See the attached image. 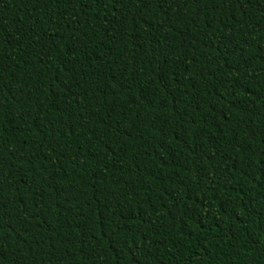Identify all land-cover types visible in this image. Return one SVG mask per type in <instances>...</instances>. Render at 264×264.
<instances>
[{"label": "trees", "instance_id": "obj_1", "mask_svg": "<svg viewBox=\"0 0 264 264\" xmlns=\"http://www.w3.org/2000/svg\"><path fill=\"white\" fill-rule=\"evenodd\" d=\"M0 264H264V0H0Z\"/></svg>", "mask_w": 264, "mask_h": 264}]
</instances>
